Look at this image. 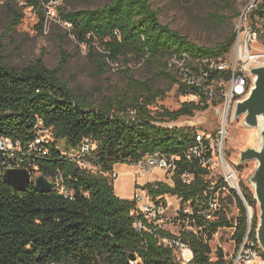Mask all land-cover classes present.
<instances>
[{"label":"trees","instance_id":"obj_1","mask_svg":"<svg viewBox=\"0 0 264 264\" xmlns=\"http://www.w3.org/2000/svg\"><path fill=\"white\" fill-rule=\"evenodd\" d=\"M30 5L38 9L42 29L45 15L36 0ZM249 16L252 30L260 33L264 28V0H256ZM23 17L15 11L8 31L14 30ZM59 17L72 24V36L92 50L102 71L106 69L105 58L111 62L129 57L144 61L154 70L156 80L178 85L185 99L196 92L182 84L178 70L169 67L170 61L184 55L227 60L237 40L233 33L214 47L198 46L163 23L152 0H110L101 7L77 10L62 7ZM61 52L55 69L48 68L42 58L20 68L7 64L0 42V140L8 138L25 146L35 142L40 133L38 126L42 125L48 132L43 145L47 155L34 166L22 168L48 179L61 173L63 186L71 193L70 197L57 190L43 193L33 184L25 193L16 191L3 179L7 159L0 152V264H182L164 239L188 244L194 255L190 264H231L221 248L213 259L210 243L220 229L232 228L239 248L249 228V217L233 190L230 191L236 195L240 210L235 222L220 213L212 221L197 214L207 208V192L213 182L209 169L198 168L183 158L174 184L158 182L147 187L153 197L168 195L183 199L184 205L195 203V217H182L176 234L165 230L138 232V207L134 200L115 194L112 177L116 166L131 165L157 151L184 157L188 135L155 123L193 116L206 107L186 101L177 111L155 110L153 106L165 98L166 92L157 90L148 80L132 81L133 99L118 103L108 99L96 106L62 80L61 72L69 58L63 48ZM128 110L137 112L135 121L128 122L121 116ZM85 139H90L94 147L86 159L87 167L68 156ZM186 172L194 173L190 185L181 180ZM222 184L217 182L219 193L226 188ZM240 186L248 205L255 210L250 236L256 240L258 203L246 186ZM197 201L201 203L198 207Z\"/></svg>","mask_w":264,"mask_h":264},{"label":"rangeland","instance_id":"obj_2","mask_svg":"<svg viewBox=\"0 0 264 264\" xmlns=\"http://www.w3.org/2000/svg\"><path fill=\"white\" fill-rule=\"evenodd\" d=\"M109 1L63 0L61 8L68 10L97 8ZM227 1L228 3L225 0H152V4L153 8L159 12L163 23L171 25L173 29L187 36L198 46L214 47L231 34H237L236 43L231 53L226 56L227 60H233L239 43L241 44L239 50L250 53L252 55L250 58L264 54V28L260 27L261 31L256 41L252 42L249 39V33L252 31L249 15L256 0ZM11 8H14V11ZM15 11H20L24 17L14 30L8 31ZM0 42L4 45L7 64L20 68L42 58L48 68L55 69L62 58L61 48H63L69 61L61 72L62 80L68 82L79 96L94 102L96 106L105 104L108 99L114 100L115 103L125 101L127 98L133 99L135 96L133 80L140 82L148 80L157 90L166 92L165 98L158 100L153 109L177 111L182 103L186 102V99L178 92V85L171 86L166 81L156 80L154 70L144 61L138 62L129 57L111 62L105 58L106 69L102 71L91 54L92 50L71 37L64 28L52 25L47 31L44 27L41 29L38 9L32 6L22 8L15 2L0 0ZM204 119L210 123L202 127L204 130L212 131V128L219 124L216 112L200 116L196 123L199 125L198 121H204ZM252 136H255L254 130L246 129L243 126V119L233 120L228 128L225 153L232 168L236 171L239 186L240 184L246 186L255 196V190L249 178L254 172L256 163L248 162L242 165L239 163L240 151L260 146V133L258 132V135L256 133V139ZM60 146L63 150V142ZM115 172L119 174L117 180L114 181L115 194L123 199L133 200L136 180L132 176V166L120 164L115 167ZM149 178L153 182L162 181L166 184L171 182L161 170H156ZM210 179L213 182L224 184L225 176L213 172ZM230 190L229 186H226L219 194L222 205L220 214L226 220L235 222L240 217V210L237 197ZM173 212L171 210L169 216H173ZM254 215L255 210L250 208L249 229H251ZM168 230L178 233L179 227H169ZM234 232L232 228H222L217 232L210 243L213 259L216 257L217 249L221 248L227 255V260L231 262L238 249L233 239Z\"/></svg>","mask_w":264,"mask_h":264},{"label":"built area","instance_id":"obj_3","mask_svg":"<svg viewBox=\"0 0 264 264\" xmlns=\"http://www.w3.org/2000/svg\"><path fill=\"white\" fill-rule=\"evenodd\" d=\"M15 2L19 7H29L34 0H4ZM39 8L45 15L44 29L49 30L55 24L64 28L72 36V24L61 21L59 10L63 0H36ZM257 31L249 33L250 41H256ZM240 39V38H239ZM238 39V40H239ZM102 52V51H101ZM108 59V58H107ZM261 60V61H260ZM108 61H110L108 59ZM260 62V63H259ZM264 65V54L257 55L255 59H246L242 53H235L233 60L215 58H197L184 55L181 59L175 58L170 61L169 67L178 70L181 82L189 89L195 90L196 94L189 95L187 102H194L204 110L196 111L193 116L183 117L177 121L165 120L155 123L157 126L178 129L185 132L190 138L184 148V157L178 154L157 151L148 154L139 161L131 164L132 176L136 180L134 201L138 207L141 219L137 221L136 229L138 232L147 231L149 233L165 230L170 232L169 227L177 226V222L182 217H195V203L189 202L184 205L183 199L177 197L164 196L153 197L148 186L162 181H151L150 176L156 171L161 170L171 180L169 185L174 184V178L180 170V163L183 158L189 163H196L198 168L209 169L211 174L218 172L225 176L224 184L235 192L240 189L238 176L225 153V141L228 135L230 123L234 120L236 106L246 101L254 87L255 78L250 74L253 66ZM222 75H227L226 78ZM158 110V109H155ZM216 112L219 124L212 128V131L204 130L202 127L207 123L198 121L197 118L208 113ZM121 116L128 122L135 121L137 112L128 110L121 113ZM210 125V123H207ZM201 125V126H200ZM40 131L35 142L23 145L20 141H13L8 138L0 140V152L6 157L4 163L6 170L23 169L24 166H31L40 158L47 155V150L43 147L47 131L42 125L38 126ZM261 132V128L256 130ZM93 143L90 139H85L82 145L75 151L68 154L69 158L87 167L86 159L91 157ZM28 170V169H26ZM29 171V170H28ZM30 172V171H29ZM31 180L36 181L41 174L32 173ZM37 177V178H36ZM112 177L117 180L119 174L114 172ZM194 173L186 172L182 175L183 184L190 185L194 181ZM53 190L70 197V191L63 186V176L58 173L53 179ZM166 183V182H165ZM217 182H212L207 192L208 203L206 209L197 211V214L205 219L212 221L220 213L222 205L219 199ZM175 200V201H174ZM196 207L200 206V201L196 202ZM174 211L173 216H169L170 211ZM250 229L243 239L242 244L231 259V264H264V251L260 247L257 237L256 240L250 236ZM176 234V233H174ZM163 243L175 249L178 259L182 264H190L193 259V251L190 246L180 240L164 239ZM132 264H135L132 262Z\"/></svg>","mask_w":264,"mask_h":264},{"label":"water","instance_id":"obj_4","mask_svg":"<svg viewBox=\"0 0 264 264\" xmlns=\"http://www.w3.org/2000/svg\"><path fill=\"white\" fill-rule=\"evenodd\" d=\"M250 74L255 78L254 87L250 97L236 106L234 120L243 119V126L246 129L258 130L261 128L259 148H247L240 151L239 163L240 165L248 162L256 163L249 182L255 190V198L258 203L257 240L264 251V65L253 66L250 69ZM3 179L8 186L21 193H25L32 184L38 191L43 193L53 190V182L50 179L41 175L33 182L30 172L26 169L7 170ZM237 193L243 201L250 218L249 210L251 207L248 205L242 191L238 190ZM131 259L135 261L136 258L132 255Z\"/></svg>","mask_w":264,"mask_h":264},{"label":"bare ground","instance_id":"obj_5","mask_svg":"<svg viewBox=\"0 0 264 264\" xmlns=\"http://www.w3.org/2000/svg\"><path fill=\"white\" fill-rule=\"evenodd\" d=\"M239 47H241V44L239 43L238 44V47H237V53H242L243 54V56L246 58V59H250V56H252L250 53H248L247 51H244V50H239L240 48ZM256 57H251V59H255ZM254 132H255V136H252L253 137V139H256V133H257V135H258V132H256V130H254ZM250 211V210H249Z\"/></svg>","mask_w":264,"mask_h":264},{"label":"crops","instance_id":"obj_6","mask_svg":"<svg viewBox=\"0 0 264 264\" xmlns=\"http://www.w3.org/2000/svg\"><path fill=\"white\" fill-rule=\"evenodd\" d=\"M121 199H123V197H120Z\"/></svg>","mask_w":264,"mask_h":264}]
</instances>
